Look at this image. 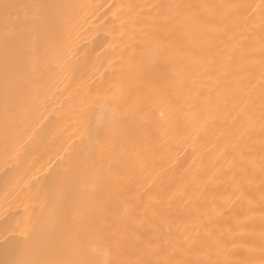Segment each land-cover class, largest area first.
Wrapping results in <instances>:
<instances>
[{
  "label": "bare ground",
  "instance_id": "6f19581e",
  "mask_svg": "<svg viewBox=\"0 0 264 264\" xmlns=\"http://www.w3.org/2000/svg\"><path fill=\"white\" fill-rule=\"evenodd\" d=\"M264 264V0H0V264Z\"/></svg>",
  "mask_w": 264,
  "mask_h": 264
},
{
  "label": "snow or ice",
  "instance_id": "6c2138e0",
  "mask_svg": "<svg viewBox=\"0 0 264 264\" xmlns=\"http://www.w3.org/2000/svg\"><path fill=\"white\" fill-rule=\"evenodd\" d=\"M17 264H27L25 261H18Z\"/></svg>",
  "mask_w": 264,
  "mask_h": 264
}]
</instances>
